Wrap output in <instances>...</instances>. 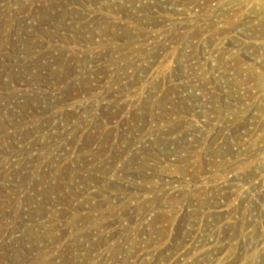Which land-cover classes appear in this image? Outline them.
<instances>
[{"label": "rangeland", "instance_id": "obj_1", "mask_svg": "<svg viewBox=\"0 0 264 264\" xmlns=\"http://www.w3.org/2000/svg\"><path fill=\"white\" fill-rule=\"evenodd\" d=\"M0 264H264V0H0Z\"/></svg>", "mask_w": 264, "mask_h": 264}]
</instances>
